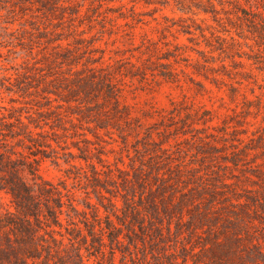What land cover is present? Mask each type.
Here are the masks:
<instances>
[{
  "label": "trees",
  "instance_id": "obj_1",
  "mask_svg": "<svg viewBox=\"0 0 264 264\" xmlns=\"http://www.w3.org/2000/svg\"><path fill=\"white\" fill-rule=\"evenodd\" d=\"M243 1L218 9L200 0L199 12L220 25V11L226 15L227 36L211 40L201 30L207 52L225 54L217 69L203 50L196 52L204 63L193 62L178 43L162 51L150 38L139 55L105 61L78 28L86 20L89 30L112 33L110 17L97 7L82 15L80 5L43 6L58 22L37 27L40 56L23 67L16 90L8 88L19 97L0 104V264H264V93H241L242 117L236 111L221 125L186 100L141 115L124 101L126 79L178 83L187 74L180 60L217 86L226 84L218 75L232 78L227 58L243 66L235 56L246 55L264 70V0ZM235 35L251 53L240 52ZM44 159L69 165L83 208L65 179L39 173Z\"/></svg>",
  "mask_w": 264,
  "mask_h": 264
},
{
  "label": "rangeland",
  "instance_id": "obj_2",
  "mask_svg": "<svg viewBox=\"0 0 264 264\" xmlns=\"http://www.w3.org/2000/svg\"><path fill=\"white\" fill-rule=\"evenodd\" d=\"M212 1L220 9L222 6L220 2L227 8L226 1L230 0ZM241 2L244 1L241 0ZM59 4L70 8L80 5L82 15L87 11L88 14H92L90 9L97 7V10L102 11L103 15L111 18L112 33H110V29L102 28L100 25L89 30L86 20L78 28L86 31L84 37L95 38L94 46L104 50L103 59L105 61L114 62L121 57H129L130 54L139 55L148 43L147 38L155 42L162 51L167 48L173 49V44L178 43L182 46L179 51L186 50L184 54L189 55L193 62L197 59L200 63H204V58L196 52V50H203L210 61L209 65L215 69L219 68L220 59L225 55L224 53L220 54L219 51L212 54L207 52L209 49L205 47L201 30L211 40L213 39L212 33L227 36V33L223 31L225 28L223 25L228 27L225 22L226 15L220 11L221 21H224L220 25L213 20L211 14L199 12L200 0H0V104L9 106L10 97H19L20 92L9 91L8 88L16 90L14 84L19 78L18 76L24 72L23 67L33 61V56L36 58L40 56V53L38 55L37 53L42 45L36 42L41 39L38 36L40 34L37 27L39 26L41 30L43 26L47 25L48 28H53L52 25L58 22V19L50 16L47 18L42 14L43 6L51 7ZM119 12H122L126 17H119ZM64 25L66 26V24ZM107 26L110 27L108 24ZM64 29L66 30V28ZM56 30L62 31V28L58 27ZM231 32L234 30L232 29ZM130 36L133 38L130 39ZM235 37L242 43L240 52L251 53L244 45V41L236 35ZM69 40L72 41V37ZM168 41L172 44L165 45ZM31 43L34 46L32 55L28 48ZM136 46H140V48L134 49ZM95 54L99 56L101 53L96 52ZM209 55L216 60L212 61ZM146 56L147 53L142 55L143 58ZM130 59L136 62L135 57ZM235 60L242 61L244 65L234 67L228 58L225 59L224 63L228 71L231 72L232 78L230 79L227 75H218L222 76L226 82V84L220 83L218 86L193 74V68L185 67V61L182 60L176 66L185 68L187 74L180 73L178 83L160 78L155 81L151 76L142 83L135 79L132 81L126 79L124 101L133 107L136 114L141 115L143 112H168L172 107V101L186 100L194 107L203 106L211 110L215 116L212 123L221 125L224 119H231L234 112L240 113L242 94L253 98V94L264 93V70H258L257 65L252 63L253 60H248L246 55L241 58L235 56ZM190 76L195 78V81L202 80L205 89L191 81ZM209 76H211L210 72ZM235 79L242 80V85L235 83ZM229 83L240 86V92L232 95ZM251 90L254 93H251ZM240 117H242L241 113ZM156 118L157 113L155 112L154 118H149L147 121L153 122ZM253 129L254 127L251 126L250 130ZM108 159L112 162L113 155L109 154ZM67 168L69 165L63 160L54 163L50 159H44L39 164V173L54 182L65 179L67 188L74 196L75 203L83 208L80 201L85 197V193L82 189H78L72 178L66 177ZM91 201L94 202L95 198L92 197ZM88 264L96 263L91 258Z\"/></svg>",
  "mask_w": 264,
  "mask_h": 264
}]
</instances>
